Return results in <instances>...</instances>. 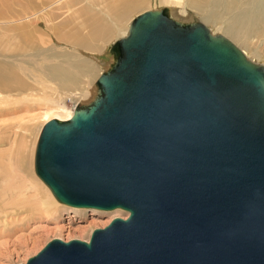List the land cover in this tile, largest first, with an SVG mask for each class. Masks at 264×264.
<instances>
[{
  "label": "water",
  "instance_id": "obj_1",
  "mask_svg": "<svg viewBox=\"0 0 264 264\" xmlns=\"http://www.w3.org/2000/svg\"><path fill=\"white\" fill-rule=\"evenodd\" d=\"M109 50L33 164L58 202L128 216L17 264H264V64L167 6Z\"/></svg>",
  "mask_w": 264,
  "mask_h": 264
},
{
  "label": "bare ground",
  "instance_id": "obj_2",
  "mask_svg": "<svg viewBox=\"0 0 264 264\" xmlns=\"http://www.w3.org/2000/svg\"><path fill=\"white\" fill-rule=\"evenodd\" d=\"M80 1L0 0V115H10L0 136V237L38 217L54 219L56 230L64 227L56 220L63 203L54 201L49 187L30 169L35 140L27 144L16 138L10 121L18 107L16 96H36L42 112L51 114L41 115L44 123L70 118L78 103L95 91V79L110 63V45L126 34L137 15L123 21L129 9L154 1L181 19L195 17L264 64V0H83L90 4L84 9ZM117 3L123 7L120 14L110 13Z\"/></svg>",
  "mask_w": 264,
  "mask_h": 264
},
{
  "label": "rangeland",
  "instance_id": "obj_3",
  "mask_svg": "<svg viewBox=\"0 0 264 264\" xmlns=\"http://www.w3.org/2000/svg\"><path fill=\"white\" fill-rule=\"evenodd\" d=\"M79 6L81 9H84L86 7H90V4L82 0L80 1ZM122 8L123 7L118 6L117 3L115 7L111 8L110 13L118 12L120 14ZM152 8H157V4H155L154 1L153 2L151 1L150 3L142 2L138 6H135L134 9H129L128 11H126L123 21L127 20L128 18H131L135 14H138L140 12ZM234 44L236 43L234 42ZM238 47L240 48V45ZM260 48L263 55L262 58H264V45H261ZM106 59L108 61L109 60L111 61L112 55L110 52H108V56L106 57ZM261 60L262 59L257 57L253 58V61L255 62L257 61L261 63ZM36 98H37L36 96H25L24 94H18L16 96V102H17L16 104L18 107L15 110L14 115L11 116L10 121L11 123H13L14 128L17 130L16 138L18 140L23 139V141H25L27 144L30 143L33 139L35 140L34 141L35 144L33 143V147H32L30 169L32 173L35 174L37 178H39L34 171V165H33L35 145L39 134L38 132L42 127L41 125L44 124V120L46 118L41 115L46 112L47 113L46 116L51 117V114L48 111L42 112L45 109H41L42 106L37 105L36 101H38V98L37 99ZM20 99H23L25 102ZM32 99L35 101V103L34 101H32ZM17 100L21 101L23 105H19L21 104V102H18ZM65 101L68 107H72L74 104L73 100H70L69 98H67ZM37 106H39L40 108H38ZM9 116L10 115L6 116L5 114L0 115V136L2 135V131L5 130V124L7 123L8 121L7 118ZM21 118L23 120H21ZM39 180L41 181L44 188H46L47 186L43 183V181L40 178ZM53 199L55 202H58L54 198V196ZM127 216H128V212L123 209L98 210L94 208L70 207L68 205L61 204L59 205L58 218L56 219L59 224L64 226L62 227L61 230L55 229L56 222L54 219H48V218L44 219L43 217H38L35 219L33 218L29 222L18 224L12 230L6 231L7 233L3 232V235L4 233L5 235L4 236L1 235L0 237V242H1L0 264H17L20 262H25L29 256L34 255L49 240L53 238H60L65 241L73 238L88 240L93 229L102 228L106 226L110 222V220L114 217L126 218ZM2 239L5 240L3 241Z\"/></svg>",
  "mask_w": 264,
  "mask_h": 264
}]
</instances>
